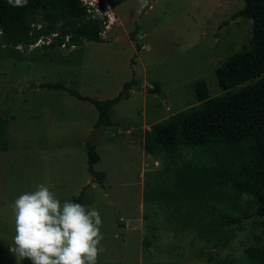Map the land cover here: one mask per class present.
<instances>
[{
    "label": "rangeland",
    "instance_id": "1",
    "mask_svg": "<svg viewBox=\"0 0 264 264\" xmlns=\"http://www.w3.org/2000/svg\"><path fill=\"white\" fill-rule=\"evenodd\" d=\"M100 1L99 41L47 46L52 36L43 37L14 53L0 37V264H30L10 251L13 206L41 183L62 203L84 188L81 204L102 217L105 251L97 264H251L245 248L264 244V197L244 195L237 208L231 187H221L231 198L216 195L215 208L197 211L211 230L202 234L187 217L191 201L177 193L175 170L188 160L211 163L212 155L181 146L172 165L164 151L145 149L152 123L197 103V80L207 81L211 96L222 93L216 68L251 35L252 19L234 17L245 0ZM133 79L128 96L112 106L116 123L100 127L93 103L41 85L63 82L102 99ZM89 142L100 153L94 169L101 182L87 169ZM244 211L241 223L220 225L225 213Z\"/></svg>",
    "mask_w": 264,
    "mask_h": 264
},
{
    "label": "trees",
    "instance_id": "2",
    "mask_svg": "<svg viewBox=\"0 0 264 264\" xmlns=\"http://www.w3.org/2000/svg\"><path fill=\"white\" fill-rule=\"evenodd\" d=\"M252 19L251 35L240 51L231 54L216 68L223 91L210 94L205 79L196 82L197 103L180 109L167 118L152 123L145 135V149L150 153L165 152L172 165L180 157V147L200 145L213 157V162L197 164L186 161L175 170L177 193L191 202L187 217L202 234L211 232L206 214L197 217L202 207H216L211 198H231L221 194L220 188L230 186L233 205L240 208L244 195L264 197V0H245L234 17ZM88 11L82 0H28L24 7H13L8 0H0V37L14 53L19 44L28 45L38 38L52 35L47 46L75 43L82 39L99 41L105 21ZM136 79L126 81L123 89L113 97L97 98L81 94L63 82H43L42 86L63 88L80 99L94 104L97 118L94 126L114 124L111 116L114 103L128 96ZM88 171L98 182L102 174L94 169L100 153L93 142L88 143ZM84 189V188H83ZM83 189L71 201L82 203ZM249 216L248 211L225 213L220 225L239 224ZM211 221V220H210ZM209 237V236H208ZM251 264H264V244L245 248ZM221 264H237L224 260Z\"/></svg>",
    "mask_w": 264,
    "mask_h": 264
},
{
    "label": "clouds",
    "instance_id": "3",
    "mask_svg": "<svg viewBox=\"0 0 264 264\" xmlns=\"http://www.w3.org/2000/svg\"><path fill=\"white\" fill-rule=\"evenodd\" d=\"M24 7L28 0H8ZM15 247L10 251L30 264H97L105 251L102 217L94 206L63 203L51 186L41 183L14 202Z\"/></svg>",
    "mask_w": 264,
    "mask_h": 264
},
{
    "label": "built area",
    "instance_id": "4",
    "mask_svg": "<svg viewBox=\"0 0 264 264\" xmlns=\"http://www.w3.org/2000/svg\"><path fill=\"white\" fill-rule=\"evenodd\" d=\"M88 8V11L90 13H94L95 16H102V7H101V1L100 0H82ZM106 6L109 7V2L106 0ZM56 33H52L51 35L48 36H43L45 38H50L52 35H55ZM43 37L38 38L33 44H40L43 41ZM45 41V40H44ZM46 42H49V39L46 40Z\"/></svg>",
    "mask_w": 264,
    "mask_h": 264
}]
</instances>
